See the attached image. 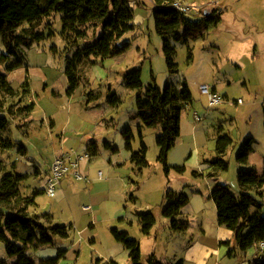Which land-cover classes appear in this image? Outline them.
<instances>
[{
	"label": "rangeland",
	"instance_id": "rangeland-1",
	"mask_svg": "<svg viewBox=\"0 0 264 264\" xmlns=\"http://www.w3.org/2000/svg\"><path fill=\"white\" fill-rule=\"evenodd\" d=\"M183 1L195 9L202 6L199 13L211 10L213 6L209 4L223 11L217 12L220 20L204 37L188 41H176L178 33L170 37L176 49V72L167 62L163 38L156 31L154 0L134 3V29L119 41L131 42L124 54L105 58L91 55L82 63L72 97L67 94L68 61L79 48L94 43L102 34V28L96 29L94 23L81 28L86 30V37H81L74 29L65 30L63 13H54L36 27L43 35L41 39H25L20 49V66L12 70L0 66L14 89L13 95H3L0 88L1 107L9 105L12 109L1 110L0 118L12 119L14 115L17 125L28 129L27 134L31 129L27 135L12 121L0 134L13 141L12 148H5L0 140V185L6 175L22 174V195L33 196L40 191L30 211L38 214L44 224L65 226L69 234L53 236V243L41 249L29 248L28 253L37 264L56 257L60 251L65 252L59 264H95L98 258L130 264L122 243L118 249L112 247L116 243L113 229L127 232L140 242L144 264L153 254L162 264H191L184 258L183 245L187 241L176 236L173 218L164 215L169 203L167 194L189 198L175 219L190 225L192 232L197 230V238L206 240L198 226L202 213L205 222L217 220V208L211 198L213 188L226 184L239 194V171L254 169L260 175L264 173V0ZM187 16L197 15L192 10ZM179 32L183 35L184 28ZM6 51L0 40V57ZM135 69L142 70L144 90L155 80L161 88L174 84L179 89L187 86L191 91L192 101L181 116V134L168 153L169 171L158 159L156 138L161 128L145 126L137 116L138 90L127 86V74ZM203 84L216 88L223 102L211 106L201 91ZM31 105L29 112L27 106ZM196 114L201 120L196 119ZM70 117L83 120L85 126L75 132L64 131ZM127 128L132 129L133 151L126 146L123 133ZM60 132L67 136L63 143ZM224 135L230 136L232 143L220 156L217 145ZM249 140L254 150L247 162H239L241 146ZM92 142L97 147L95 151H89ZM142 143L147 146L148 166L139 169L131 156L141 149ZM65 152L70 153L69 162L88 157L80 161L85 179H77L72 168L50 196L46 193L47 171L55 157ZM220 158L227 163V169L220 168ZM252 194L261 203L260 207H252V212L264 216V197ZM146 212L156 218L150 235L143 233L139 218L140 213ZM251 247L247 254L238 248L234 256L224 247L220 263L255 264L252 258L257 256V250ZM5 253V244L0 242V260L8 256Z\"/></svg>",
	"mask_w": 264,
	"mask_h": 264
},
{
	"label": "trees",
	"instance_id": "trees-1",
	"mask_svg": "<svg viewBox=\"0 0 264 264\" xmlns=\"http://www.w3.org/2000/svg\"><path fill=\"white\" fill-rule=\"evenodd\" d=\"M154 17L156 31L163 38V50L167 62L172 71H178L175 63L176 49L172 43L173 34L176 41L188 39H199L204 37L209 28L215 25L220 18L216 15L218 9L201 12L196 18H189L187 14L179 12L170 6L175 0H154ZM134 7L130 0H0V40L6 47V52L0 57V66L5 65L8 70L20 66L23 62L20 49L25 45V39L29 36L41 39L43 35L37 31L45 19L52 17L54 13L64 14L63 22L65 30L68 28L77 31L78 36L86 37V30L81 29L93 24L97 29L102 28V34L94 43H88L79 48L75 57L69 59L66 74L69 79L68 96H72L79 84L80 66L91 55L103 58L119 56L124 54L130 47L131 42L120 44L119 41L134 29ZM184 28L183 35L179 30ZM181 36V38H180ZM127 86L138 90V114L143 124L148 127H160L161 133L156 142L159 146L160 162L164 163L169 171L167 163L168 153L175 146L181 134V116L184 107L192 101L191 91L187 86L178 88L174 84H167L161 88L152 82L144 90L142 81V70L135 69L127 74ZM0 88L2 94L13 95V87L7 81V75L0 71ZM144 90V91H143ZM31 112L32 105L27 106ZM12 112L9 105L1 107L0 111ZM14 116V115H13ZM0 118V134L7 130L14 122L15 117ZM27 134L28 129L23 125L18 127ZM128 150L133 151L132 129L127 128L123 133ZM5 148H12V139H3ZM232 138L224 135L219 138L217 151L224 155L231 145ZM25 149L24 147H22ZM252 140L241 146L238 161L247 162L249 155L253 152ZM147 146L142 143L139 151L133 152L132 162L139 169L148 166L146 158ZM220 160V161H219ZM220 168L227 169L228 165L222 158ZM24 179L22 174L15 176L6 175L0 185V242L6 247L9 258L13 262L1 259L0 264H37L28 253L29 248L38 249L53 243V236H69L65 226L44 224L38 214L31 212L30 207L36 204V197L40 191L34 192L33 196L22 195L19 183ZM240 193L234 194L228 185H218L213 188L211 198L217 208V223L233 230L239 237V248L246 251L260 240H264V216L259 212H251L252 207H260L261 203L257 196L264 197V173L260 175L257 170H241L238 173ZM168 205L164 209V215L172 220V230L175 232L185 231L187 224L177 221L176 216L181 213L182 208L188 204L189 198L184 194H167ZM48 216L49 214H44ZM43 215V216H44ZM142 231L150 235L156 218L152 212L140 213ZM116 241L122 243L129 252L130 264H144L140 242L129 236L127 232L113 229ZM65 251H60L56 257L41 260L40 264H59L60 258ZM232 252L230 251V254ZM255 264H264V261L253 259ZM95 264H118L113 259L104 261L98 258ZM148 264H162L155 255H151Z\"/></svg>",
	"mask_w": 264,
	"mask_h": 264
},
{
	"label": "crops",
	"instance_id": "crops-1",
	"mask_svg": "<svg viewBox=\"0 0 264 264\" xmlns=\"http://www.w3.org/2000/svg\"><path fill=\"white\" fill-rule=\"evenodd\" d=\"M209 6H213V7H211V11L213 9H217L215 4H209ZM222 11L223 10H219V12H222ZM29 88H30V86H29ZM215 90H216V88H215ZM72 96H68V97H72ZM69 100L70 99L67 100L68 103H69ZM61 106L65 108V105H61ZM66 109H68V106ZM85 109L88 110V108H85ZM51 121H52V126L55 125V120L53 118L51 119ZM65 123L69 124L67 126L64 125V131H66V132H69L70 130H73V131L74 130H81L86 124L85 122H83V120H73L72 117L67 118ZM14 124L17 125L16 119H14ZM17 126L19 127V125H17ZM30 130L31 129H29V133H30ZM60 134H61L60 140H61V143H63L62 141L65 140V138L67 136L66 135L64 136L63 132H60ZM92 145L93 146L89 147V151H93V150L95 151L97 149L94 142H92ZM56 153H58V152H56ZM38 168L39 167L37 166L35 170H37ZM47 175L49 177L50 169H48ZM252 210L253 209H251V212H252ZM209 221L210 222H205L204 217H203V213H202L201 214V223L199 224L198 227L204 233V236L207 238L206 239L207 241L203 240L201 238H197V234H196L197 230H194L192 232L190 225L187 226L188 228L185 231H180V232L179 231L178 232L173 231L177 237L182 238V240L184 242L187 241V244L183 245V249L186 250V254L184 255V258L186 260H188L191 264H211V259L215 260L214 264H221L220 263L221 251L223 250L224 247H228L229 250L232 252L231 254L229 253L230 256H234L235 254H237L236 250L239 247H238V243L236 242V240H237L236 238L238 237V235L235 234V232L233 230L227 228L226 226L219 225L217 223V220H216V222L211 221V220H209ZM119 243L120 242L116 241V243L112 244V247H116L118 249ZM247 251H248V249L246 251H244V253L247 254ZM127 252H128V250H127ZM6 254L7 253H5L4 255H6ZM128 257H129V252H128ZM162 259H164L163 256H162ZM4 260L9 261V260H11V258H9V256H7V257H5ZM107 260H108V258L104 259V261H107ZM167 262H169V261H167ZM169 264H170V262H169ZM243 264H246V262H244Z\"/></svg>",
	"mask_w": 264,
	"mask_h": 264
},
{
	"label": "built area",
	"instance_id": "built-area-1",
	"mask_svg": "<svg viewBox=\"0 0 264 264\" xmlns=\"http://www.w3.org/2000/svg\"><path fill=\"white\" fill-rule=\"evenodd\" d=\"M138 0H130V5L134 7V3ZM170 6L177 9L179 12L188 14L192 10L196 15H199V10L202 6H199L198 9H195L189 3H185L181 0H175L170 3ZM194 8V9H193ZM201 91L205 93L208 97L209 104L211 106L218 105L223 102V98L219 95V93L211 88L207 84L201 85ZM196 119L201 120V118L196 114ZM62 155H57L50 167V175L48 177V187L46 189V193L50 196H53L56 191V187L59 184L60 180L73 168L75 169V177L79 180L85 179L84 175L80 172V160H73L69 162L68 159L71 160V156L69 152L61 153ZM88 157H85V159ZM84 159V158H82ZM84 209H90L89 206H84ZM254 247L257 250V256L253 259L264 261V240H260L254 244Z\"/></svg>",
	"mask_w": 264,
	"mask_h": 264
}]
</instances>
